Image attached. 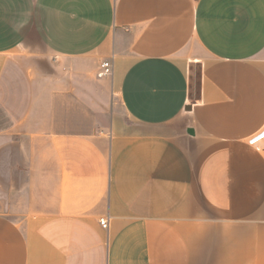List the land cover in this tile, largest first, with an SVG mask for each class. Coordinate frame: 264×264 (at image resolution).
<instances>
[{
	"label": "crops",
	"instance_id": "crops-1",
	"mask_svg": "<svg viewBox=\"0 0 264 264\" xmlns=\"http://www.w3.org/2000/svg\"><path fill=\"white\" fill-rule=\"evenodd\" d=\"M263 126L264 0H0V264H264Z\"/></svg>",
	"mask_w": 264,
	"mask_h": 264
},
{
	"label": "built area",
	"instance_id": "built-area-1",
	"mask_svg": "<svg viewBox=\"0 0 264 264\" xmlns=\"http://www.w3.org/2000/svg\"><path fill=\"white\" fill-rule=\"evenodd\" d=\"M114 72V62L112 61H104L101 64V72L99 74L100 77H111ZM246 143L251 147H261L264 151V126L254 135L249 137L246 140ZM100 225L104 229H108L109 227V218L105 217L100 219Z\"/></svg>",
	"mask_w": 264,
	"mask_h": 264
},
{
	"label": "rangeland",
	"instance_id": "rangeland-1",
	"mask_svg": "<svg viewBox=\"0 0 264 264\" xmlns=\"http://www.w3.org/2000/svg\"><path fill=\"white\" fill-rule=\"evenodd\" d=\"M112 76H113V75H112ZM112 76H111V77H112ZM127 122H129V121L127 120Z\"/></svg>",
	"mask_w": 264,
	"mask_h": 264
}]
</instances>
